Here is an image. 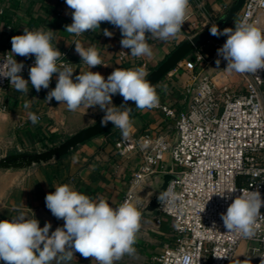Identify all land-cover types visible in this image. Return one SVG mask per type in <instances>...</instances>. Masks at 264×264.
<instances>
[{
  "label": "crops",
  "instance_id": "1",
  "mask_svg": "<svg viewBox=\"0 0 264 264\" xmlns=\"http://www.w3.org/2000/svg\"><path fill=\"white\" fill-rule=\"evenodd\" d=\"M236 2L237 0H201L199 4L189 0L185 22L175 38L168 41L147 38L146 42L152 49L151 57L129 55L125 59H120L118 55L123 49L120 44L122 35L112 24L101 22L100 29L88 30L80 36L65 31V26L73 22L71 12L74 11L68 8L65 0H0V54L7 48L11 50V38L22 35L25 27L29 30L50 29L53 31L52 46L58 48L61 53L68 51L75 60L72 66L74 82L75 76L90 70L99 72L105 79L116 68L124 70L143 68L148 75L179 44L211 26V21L217 22L223 18ZM239 16L240 12L226 25L234 27ZM105 28L114 35L104 36ZM148 35L150 34L146 33V36ZM218 38L214 36L199 46L194 51L195 56L191 53L187 60H182L177 65H183L185 62L183 70H178L176 66L155 85L160 101L169 103L178 111L186 109L189 102L188 82L192 74L198 71L222 81L224 74L216 65L217 54L212 55ZM74 40H79L85 48L94 45L106 66L98 65L89 69L76 53ZM198 53H203L206 57L200 63L196 62ZM16 57L22 61L28 59ZM32 57L34 55L30 58ZM206 60L207 64H203ZM57 75H53L48 89L42 88L39 92L31 86L29 76L21 75L25 80H29L28 94L16 91L9 82L4 91L6 109L0 114V157L13 152L30 151L33 148L36 151L45 150L56 144L54 139L57 140L60 135L69 136L94 123L93 120L104 113L98 106L89 108L86 104L72 112L67 110L65 104H59L54 98L48 104L45 98L47 93L55 88ZM122 99L119 94L113 95L112 103L116 105ZM25 102L30 104L28 109L24 108ZM29 111L41 116L36 125L28 119ZM130 119L133 126L129 135H138L150 130L153 133H168L172 141L177 137L176 119L166 116L159 109H136ZM120 138V130L113 128L89 139L62 158L30 168L0 170V220H11L23 213L27 219L36 218L41 228L45 223L51 224L50 231H55L58 226L63 227L64 220L54 217L45 203L46 195L54 193L55 186L63 184L70 185L74 190L93 200L104 199L110 206L118 207L128 192L133 175L142 163V157L138 153L127 156L118 154L115 144ZM168 164L171 165L169 155ZM159 182L160 178L155 177L135 189V198L130 203L140 211L141 220L133 245L134 251L122 255L114 264H158V256L163 252L165 244L172 239L171 219L159 208L153 212H146V206ZM0 264L4 262L0 261ZM51 264H57V260H53ZM67 264L98 262L91 257L84 258L79 253H74L73 259Z\"/></svg>",
  "mask_w": 264,
  "mask_h": 264
},
{
  "label": "clouds",
  "instance_id": "2",
  "mask_svg": "<svg viewBox=\"0 0 264 264\" xmlns=\"http://www.w3.org/2000/svg\"><path fill=\"white\" fill-rule=\"evenodd\" d=\"M71 12L72 23L65 26V31L75 36L100 29L101 22H108L121 32V47L130 49L132 57L152 56V49L147 38L168 41L181 31L188 12L189 0H65ZM52 30L23 29L22 35L11 38L12 56L0 62V77L7 78L10 85L21 93L29 92L31 86L39 92L48 89L54 74L57 83L47 93L48 104L55 99L65 104L67 110L75 112L83 105L89 108L98 106L104 115L101 126L113 123L127 140L132 128L128 101L136 104V109L145 110L158 106L159 97L155 86L145 77L143 68H116L107 79L99 72L87 71L75 76L72 67L58 66L62 53L52 46ZM146 33L150 35L146 36ZM210 34L216 37L226 36V42L217 49L218 57L227 61L225 69L241 74L256 75L264 70V32L247 22L220 30L218 26L210 28ZM103 35L112 37L113 32L103 29ZM76 53L89 69L104 65L98 49L93 45L83 47L79 40H74ZM35 57L34 65L29 68V80L21 75L23 62L15 57ZM14 57V58H13ZM221 60H216L219 66ZM106 66V65H104ZM123 97L120 106L112 103V96ZM30 104L24 103L28 109ZM28 119L33 125L39 117L28 112ZM54 193L45 197L46 207L57 219H63V227L51 231V224L39 226V221L27 219L23 213L11 220H0V261L4 264H67L79 253L84 258L91 257L98 264H114L122 255L132 253L140 228L141 213L138 208L125 201L118 207H112L104 200H93L89 196L74 190L70 185L55 186ZM237 190L219 192L217 195L228 200ZM227 207L220 214L223 226L228 233H238L245 238L255 235L256 219L261 215L264 199L258 190H239ZM169 192L158 197L169 204L175 199H168ZM204 211V210H203ZM213 222L212 228L216 229ZM264 264V261H261Z\"/></svg>",
  "mask_w": 264,
  "mask_h": 264
},
{
  "label": "built area",
  "instance_id": "3",
  "mask_svg": "<svg viewBox=\"0 0 264 264\" xmlns=\"http://www.w3.org/2000/svg\"><path fill=\"white\" fill-rule=\"evenodd\" d=\"M194 1L201 4V0ZM241 22L264 32V0H246L235 25ZM215 23L211 21V25ZM225 27L229 26L218 28ZM219 38L217 48L227 39ZM10 51L7 48L0 54V62L12 56ZM129 55L130 49L123 48L118 56L125 59ZM15 59L24 63L20 75L29 76L35 57ZM205 59L203 53L196 55V62ZM57 63L72 67L75 60L64 51ZM241 76L242 86L230 80L219 84L212 76L198 71L188 82L186 109L178 111L159 100L154 108L176 119L174 141L168 133L150 130L116 141L118 154L138 153L142 157L122 203L133 200L135 189L156 176H175L162 193L167 191L168 199H175L171 204L167 200L159 204V210L171 219L173 236L158 256V264H248V255L255 256L252 264L264 261V207L256 219L252 238L228 233L220 218L241 189L258 190L264 199V70ZM8 84L7 78L0 77V114L6 109L4 91ZM233 188L237 191L230 194L231 199L217 195L223 191L227 195ZM213 222L216 229L212 228ZM243 241L251 242L248 255L237 256Z\"/></svg>",
  "mask_w": 264,
  "mask_h": 264
},
{
  "label": "water",
  "instance_id": "4",
  "mask_svg": "<svg viewBox=\"0 0 264 264\" xmlns=\"http://www.w3.org/2000/svg\"><path fill=\"white\" fill-rule=\"evenodd\" d=\"M245 1L246 0H237L234 6L223 18L218 20L215 24L204 29L203 31L197 33L196 35L184 40L156 68L150 71L146 79L149 80L150 83L155 86L164 76H166V74H168L172 69H174L188 55H190L199 46L203 45L205 42L214 37L210 34L211 27H224L228 22L233 20L242 9ZM122 102L116 104V106H120ZM127 106L130 107L132 110L130 114L131 116L136 111V104L133 101H128ZM103 115L104 113L94 123L79 129L78 131L70 134L61 142L45 150L19 151L1 156L0 170L30 168L34 165L46 163L68 155L79 145L83 144L89 139L115 128L114 124L111 122H109L107 126H101L100 121ZM156 177L160 178V182L155 187V193L146 206V208H149L150 210H155L159 208L160 200L158 199V197L162 195L170 180L175 176L173 174L166 173L158 175Z\"/></svg>",
  "mask_w": 264,
  "mask_h": 264
},
{
  "label": "rangeland",
  "instance_id": "5",
  "mask_svg": "<svg viewBox=\"0 0 264 264\" xmlns=\"http://www.w3.org/2000/svg\"><path fill=\"white\" fill-rule=\"evenodd\" d=\"M218 40H220V38H218ZM217 47H215L214 48V53L212 54V55H214L216 52H217ZM194 52H192V54H193ZM211 55V56H212ZM193 56H195V53L193 54ZM215 56V55H214ZM187 58V57H186ZM184 59V60H187V59ZM220 59L221 60V63L219 64V68H220V71L222 70L223 71V74H224V76H223V79H222V81H221V79L220 80H216L217 81V83H222L223 81H226L227 79L225 78V77H227V78H229L232 82L234 81V82H236L237 84H239L240 86H242L243 85V79H242V76H241V74L240 73H237V72H235V71H228L227 69H225L226 68V66H227V62L225 61V60H223V58L222 57H218V54L216 55V60L217 59ZM203 64H207V60L206 61H204L203 62ZM184 67H185V62L183 63V65H180V66H177V69L178 70H183L184 69ZM219 77H217V79H218ZM225 78V79H224ZM98 118H95V120H93V121H96ZM68 137V134H63V135H60L59 136V138H57V140H61V139H65V138H67ZM54 145V144H53ZM46 147H48V145L46 146ZM43 149H44V146L42 147ZM45 149H47V148H45ZM30 151H36L35 150V148H33L32 150H30ZM156 210V209H155ZM154 210H150L149 208H146V212H153ZM251 244V242H249V241H243L242 242V244H241V246H240V248H239V251H238V253H237V256H241V255H248V246ZM248 258H247V260H248V264H252L253 262H254V260H255V256L254 255H248L247 256Z\"/></svg>",
  "mask_w": 264,
  "mask_h": 264
},
{
  "label": "trees",
  "instance_id": "6",
  "mask_svg": "<svg viewBox=\"0 0 264 264\" xmlns=\"http://www.w3.org/2000/svg\"><path fill=\"white\" fill-rule=\"evenodd\" d=\"M122 101H123V99H122ZM122 101H121V102H122ZM62 140H64V139H61V140H56V139H54V141H56V144L59 143V142H61ZM54 145H55V144H54Z\"/></svg>",
  "mask_w": 264,
  "mask_h": 264
}]
</instances>
